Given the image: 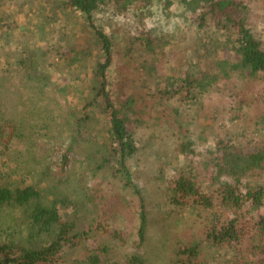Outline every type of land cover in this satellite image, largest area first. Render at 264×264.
Wrapping results in <instances>:
<instances>
[{
    "label": "trees",
    "instance_id": "1",
    "mask_svg": "<svg viewBox=\"0 0 264 264\" xmlns=\"http://www.w3.org/2000/svg\"><path fill=\"white\" fill-rule=\"evenodd\" d=\"M153 1L57 0L84 17L99 54L92 68L93 93L67 127L73 135L64 144L58 167L65 168L76 140L90 138L92 112L99 109L109 146L108 154L96 165L107 171L96 178L93 189L103 210L91 225L72 220L61 209L60 201L44 203L43 189L37 183H19L12 177L11 168L4 175L0 173L1 219L15 210L23 211L26 218L23 230L14 225L13 229L10 221H0L5 224L0 235V264H119L107 241L121 237L122 230L109 225L105 217L112 209L109 206L121 203L137 219L135 249L140 251L149 207L134 181L130 161L138 143L145 142L138 136L139 122L153 117L171 120L160 131L161 136L172 137L173 156L185 159L167 178L166 196L180 209L191 208L200 222L193 243H179L173 264H214L212 260L224 253V260L218 264H264V100L256 106L261 109L258 114L252 112L256 93L264 94V0ZM182 11L196 37L173 54L164 41L172 40L176 32L172 17ZM205 34L223 37L236 52V61L224 55L209 58L214 44L204 38ZM156 47L163 57L169 54L175 59L161 65L163 73H159L153 55ZM88 54L67 64L78 62L85 68ZM137 55L140 62L135 59ZM24 58H18V63L25 64ZM199 65L203 74L197 78L194 70ZM232 73L245 77L246 83L239 88L233 80L235 90L227 91L221 100H227L228 106L215 105L217 119L204 151L198 155L200 142L187 129L188 124L194 125V115L183 121L171 111L186 110L193 101L203 111L206 97L221 96L217 86L230 80ZM25 74L31 76L32 71ZM124 88L125 99L119 101ZM5 123L0 122V166L11 144L24 136L16 122ZM66 212H70L68 207ZM90 232L103 238L102 248L87 247L79 258L68 259L66 248L84 247ZM206 247L214 253L209 255ZM138 254L127 255L122 264H138Z\"/></svg>",
    "mask_w": 264,
    "mask_h": 264
},
{
    "label": "rangeland",
    "instance_id": "2",
    "mask_svg": "<svg viewBox=\"0 0 264 264\" xmlns=\"http://www.w3.org/2000/svg\"><path fill=\"white\" fill-rule=\"evenodd\" d=\"M153 2L158 3L157 0ZM185 16L186 13L182 11L178 16L172 17L176 32L172 34V40H163L167 42L164 43L166 48L174 50L173 54L196 37L194 29L186 25ZM204 38L211 39L214 44V48L207 54L209 58L221 59L224 55L232 62L236 61V52L230 49L223 37L205 34ZM153 53L158 61L159 73H163L161 65L166 60L175 61L169 54L163 57L157 47ZM85 54H88L85 68L78 62L67 64L68 60L74 62ZM97 55L99 54L84 17L79 12L64 7L57 0H2L0 3V122H16L24 135L23 140H15L11 144L9 155L7 153V156L1 158V163L4 164L0 166V173L4 175L5 171L13 169L12 177L19 183H37L42 187L45 204L60 201L67 218L79 219L90 225L103 210L95 199L93 186L96 178L102 177L107 171L99 170L96 165L108 154L109 146L107 126L99 109L92 112L90 138L87 136L75 141L63 170L59 169L58 164L64 144L73 135L67 127L73 123L74 114L79 113L93 93L92 68ZM23 57L26 59L25 64L18 63V58ZM136 57V61L140 62V56ZM29 70L32 71L31 76L25 74ZM194 72L197 78L203 74L200 65ZM168 73L175 75L172 71ZM164 77V82L167 83V74ZM230 77L220 87L217 86L221 96L213 95L212 99L206 97L208 103L203 111L195 101L186 110L183 107L171 111L183 121L194 115V125L187 123V129L200 142L197 146L198 155L204 151L212 123L217 119L213 112L215 105L219 103L218 105L228 106L227 100H221L227 91L235 90L233 80L239 88L246 83V78H239L236 73H232ZM144 81L147 86L148 81L144 79L142 82ZM195 93L199 95L198 91ZM125 96L126 88L118 95L119 101H124ZM263 100L264 94L256 93V109L252 108V112L256 111L258 114L261 109L256 106L262 105ZM168 121L171 120L153 117L146 123L139 122L138 136L145 142L138 143L137 151L130 161L134 181L149 207L142 249H135L138 222L129 212L128 206L124 203L112 204L113 206H109L112 207L111 211L105 217L109 225L122 230L121 237H110L107 241V245L112 247L113 258L119 264L134 251L141 258L138 264H173L179 243H193L199 230L200 222L193 210L178 208L166 196L167 178L185 161L181 156H173L175 145L172 137L161 136L160 131L167 127ZM67 207L70 212H66ZM1 217L0 214V221H10L12 227H21V230L26 228V218L21 210L12 211L2 219ZM82 224L86 226L85 223ZM4 227L5 224L0 222V235L3 234ZM85 242L84 247L74 245L66 248L68 259L79 258L87 247L99 249L104 245L103 238H98L94 232L89 233ZM206 249L209 255L214 251L210 247ZM221 252L224 251L217 253ZM225 255H219L212 261L218 264L224 260Z\"/></svg>",
    "mask_w": 264,
    "mask_h": 264
}]
</instances>
